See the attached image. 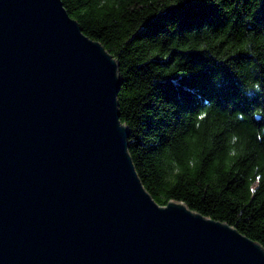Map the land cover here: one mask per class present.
I'll return each mask as SVG.
<instances>
[{
    "label": "water",
    "instance_id": "95a60500",
    "mask_svg": "<svg viewBox=\"0 0 264 264\" xmlns=\"http://www.w3.org/2000/svg\"><path fill=\"white\" fill-rule=\"evenodd\" d=\"M121 82L62 0H0V264H264L235 226L145 188Z\"/></svg>",
    "mask_w": 264,
    "mask_h": 264
},
{
    "label": "trees",
    "instance_id": "16d2710c",
    "mask_svg": "<svg viewBox=\"0 0 264 264\" xmlns=\"http://www.w3.org/2000/svg\"><path fill=\"white\" fill-rule=\"evenodd\" d=\"M62 1L119 64L120 119L153 198L264 247V0Z\"/></svg>",
    "mask_w": 264,
    "mask_h": 264
},
{
    "label": "clouds",
    "instance_id": "9594fccd",
    "mask_svg": "<svg viewBox=\"0 0 264 264\" xmlns=\"http://www.w3.org/2000/svg\"><path fill=\"white\" fill-rule=\"evenodd\" d=\"M103 3H104V0H101V6L103 5ZM253 91H255L257 93H261L262 92L259 81L251 82L250 86L245 88V92L248 95H251V93ZM238 116H239L240 119L244 118V114L242 112L238 113ZM254 116H255L256 119H258V120L260 119L261 114H260V110L259 109L256 110V112L254 113ZM237 139H238L237 136H235V135L232 136V142H235ZM190 164H191V162H190ZM261 250L264 251V248H261Z\"/></svg>",
    "mask_w": 264,
    "mask_h": 264
}]
</instances>
